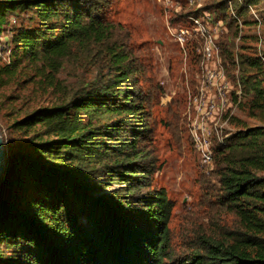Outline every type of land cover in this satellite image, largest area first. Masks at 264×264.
Masks as SVG:
<instances>
[{"label": "trees", "instance_id": "obj_1", "mask_svg": "<svg viewBox=\"0 0 264 264\" xmlns=\"http://www.w3.org/2000/svg\"><path fill=\"white\" fill-rule=\"evenodd\" d=\"M107 1L0 0V35L12 33L0 110L13 139L0 179V264H264V12L250 13L261 0H217L184 15L208 10L232 27L230 45L218 47L237 56L239 113L255 120L233 115L237 129L213 149L217 202L238 226L199 233L181 259L167 249L172 202L148 181L144 142L160 88L148 54L103 16ZM64 72L78 76L71 91Z\"/></svg>", "mask_w": 264, "mask_h": 264}, {"label": "rangeland", "instance_id": "obj_2", "mask_svg": "<svg viewBox=\"0 0 264 264\" xmlns=\"http://www.w3.org/2000/svg\"><path fill=\"white\" fill-rule=\"evenodd\" d=\"M212 1L217 0H108L102 11L106 19L128 29L127 40L136 49L135 53L148 54L149 61L145 63L160 88L155 89L150 102L153 132L144 144L154 163L148 177L149 187L163 189L172 202L167 223V249L171 259L185 257L197 242L199 233L220 237L238 226L235 215L219 206L218 181L213 171L215 164L207 167L200 163L183 116L186 85L194 75L192 67L196 65V52L203 43L197 25L190 19L195 15H184L203 9ZM257 6L258 12H264V0ZM208 26L206 34L220 49L227 48L232 27L223 21L220 24L217 19ZM261 26L263 40L256 45L264 50V19ZM242 31L252 34V29L246 27ZM245 43L251 41L245 39ZM59 77L68 91L79 84L78 76L64 72ZM179 96L183 97L182 101H172ZM236 115L249 122L255 120L244 110L239 113V107ZM7 125L8 118L0 110V131L8 153L13 139ZM232 126L234 132L237 126L233 122Z\"/></svg>", "mask_w": 264, "mask_h": 264}, {"label": "built area", "instance_id": "obj_3", "mask_svg": "<svg viewBox=\"0 0 264 264\" xmlns=\"http://www.w3.org/2000/svg\"><path fill=\"white\" fill-rule=\"evenodd\" d=\"M250 13L259 19L258 9L251 8ZM190 19L197 25L203 43L196 52L194 75L186 85L183 116L200 163L210 167L215 145L223 144L233 133L231 119L243 95L240 67L236 55L233 60L222 56L213 38L206 34L208 25L215 22L209 12L203 11L202 16ZM11 34L7 30L0 35V64L11 62Z\"/></svg>", "mask_w": 264, "mask_h": 264}, {"label": "water", "instance_id": "obj_4", "mask_svg": "<svg viewBox=\"0 0 264 264\" xmlns=\"http://www.w3.org/2000/svg\"><path fill=\"white\" fill-rule=\"evenodd\" d=\"M7 161V152L5 150L3 136L0 131V179L2 178Z\"/></svg>", "mask_w": 264, "mask_h": 264}]
</instances>
